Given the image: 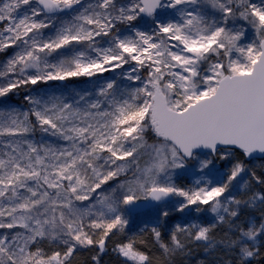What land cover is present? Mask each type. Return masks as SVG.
Here are the masks:
<instances>
[{
    "label": "snow or ice",
    "instance_id": "obj_1",
    "mask_svg": "<svg viewBox=\"0 0 264 264\" xmlns=\"http://www.w3.org/2000/svg\"><path fill=\"white\" fill-rule=\"evenodd\" d=\"M9 49L0 264H72L90 248L100 264L139 223L161 264L193 246H222L235 264L262 254L264 171L249 163L264 159V0H0ZM80 77L91 87L51 89ZM20 90L23 109L8 104ZM192 212L212 220L170 225ZM138 243L111 251L154 264Z\"/></svg>",
    "mask_w": 264,
    "mask_h": 264
},
{
    "label": "rangeland",
    "instance_id": "obj_2",
    "mask_svg": "<svg viewBox=\"0 0 264 264\" xmlns=\"http://www.w3.org/2000/svg\"><path fill=\"white\" fill-rule=\"evenodd\" d=\"M259 2V0H257ZM13 50L9 49L7 53H0V63H3L6 61V59L9 58L11 52ZM128 66H125L127 68ZM119 74L120 70H117L116 73H105L103 77L100 79L103 80L105 78L112 79L117 78L119 80ZM82 79L81 81L76 82H64V85H67L69 88H86L91 87V82L85 83L87 81V78L80 77ZM94 80L96 78H93ZM57 82H50L51 85L55 84ZM124 83H128L127 81H124ZM37 88H44L49 87V85H38ZM25 91L23 94L19 91L16 94H13L10 96L8 100V104H13V102L21 103L23 102V96L25 95ZM27 106L25 105V108ZM35 141H46L49 143H55V138L47 137L44 134L37 131L33 137ZM221 165L223 162H220ZM264 165L263 159H255L251 160L249 163V167L258 171L262 166ZM184 183H191V180L184 181ZM148 210L144 211L147 213ZM249 216H259L258 212H250ZM147 216L142 217V219H146ZM212 220V214L210 212H202V213H196L192 212L188 216H184L182 214L173 213V218L170 221L171 224L176 223H190V222H197V223H209ZM144 225L142 223H139L137 225H133L130 227V229L126 230V233L134 232L140 230ZM125 233V234H126ZM224 236V233L217 229L215 233V237L217 240H220ZM167 238V237H166ZM120 240H123V235H118L114 237H110V242L107 244L108 251L101 255L100 257V264H109L113 260L114 264H122L123 258L118 257L115 253L111 251L112 247L118 243ZM158 248V247H157ZM84 252H87L88 255L92 256L96 255L97 250L94 248L90 249H80L76 254H74V257L72 261L77 257H80L84 254ZM164 260V258H163ZM162 260V262H163ZM161 264V263H160ZM170 264H235V255L234 253L227 252L222 246H218L215 249L206 251L203 247H191L190 252L184 253V254H177L174 257L171 258Z\"/></svg>",
    "mask_w": 264,
    "mask_h": 264
},
{
    "label": "trees",
    "instance_id": "obj_3",
    "mask_svg": "<svg viewBox=\"0 0 264 264\" xmlns=\"http://www.w3.org/2000/svg\"><path fill=\"white\" fill-rule=\"evenodd\" d=\"M81 80L82 79L80 78H74L66 82H76V81H81ZM20 92L21 94H23L24 90H20ZM263 162H264V159H263ZM260 171H264V165L257 172H260ZM132 236H135L138 241L146 240L149 242L147 246L141 245L139 243L137 246L141 247L144 251L150 252V254L153 256L154 264H160L162 262L163 256L161 255L160 250L151 243L150 232L141 233L140 230H138V231L126 233L123 235V240L127 239L128 237H132ZM72 264H94V262L92 261L91 256L88 255L87 252H84L82 256L78 258L76 257L72 261ZM109 264H114L113 260L109 262ZM251 264H264V249H262V254L260 256L252 260Z\"/></svg>",
    "mask_w": 264,
    "mask_h": 264
},
{
    "label": "built area",
    "instance_id": "obj_4",
    "mask_svg": "<svg viewBox=\"0 0 264 264\" xmlns=\"http://www.w3.org/2000/svg\"><path fill=\"white\" fill-rule=\"evenodd\" d=\"M49 88V87H48ZM58 88H63L61 86H58V85H54V86H51V89H58ZM25 102H23L22 104H19V105H16V104H10V106H13V107H17V108H25ZM27 106V105H26Z\"/></svg>",
    "mask_w": 264,
    "mask_h": 264
},
{
    "label": "water",
    "instance_id": "obj_5",
    "mask_svg": "<svg viewBox=\"0 0 264 264\" xmlns=\"http://www.w3.org/2000/svg\"><path fill=\"white\" fill-rule=\"evenodd\" d=\"M144 211H146V209Z\"/></svg>",
    "mask_w": 264,
    "mask_h": 264
}]
</instances>
